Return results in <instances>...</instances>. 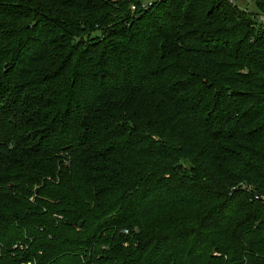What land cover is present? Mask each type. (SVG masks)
<instances>
[{
	"label": "trees",
	"instance_id": "16d2710c",
	"mask_svg": "<svg viewBox=\"0 0 264 264\" xmlns=\"http://www.w3.org/2000/svg\"><path fill=\"white\" fill-rule=\"evenodd\" d=\"M0 264H264V25L0 0Z\"/></svg>",
	"mask_w": 264,
	"mask_h": 264
},
{
	"label": "rangeland",
	"instance_id": "374dc122",
	"mask_svg": "<svg viewBox=\"0 0 264 264\" xmlns=\"http://www.w3.org/2000/svg\"><path fill=\"white\" fill-rule=\"evenodd\" d=\"M226 1L229 4L235 6V9L240 19H241V16H242V19H250L253 26L256 28L264 25V16L258 13L256 6L253 3L249 2V0H226ZM175 217H178V214L176 212H174L173 214H163V215L157 216L156 218L152 219L151 221L147 223L148 225H156L166 220H174L176 219ZM141 225L142 224L140 223L129 224L123 230L124 231L123 234L125 236H129L131 233L132 237L134 235L138 236L140 233Z\"/></svg>",
	"mask_w": 264,
	"mask_h": 264
}]
</instances>
